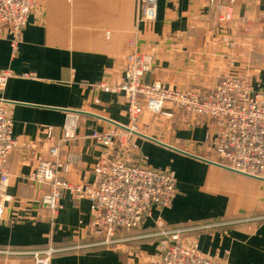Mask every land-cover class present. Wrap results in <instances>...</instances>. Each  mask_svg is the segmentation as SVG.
<instances>
[{"label":"crops","instance_id":"obj_1","mask_svg":"<svg viewBox=\"0 0 264 264\" xmlns=\"http://www.w3.org/2000/svg\"><path fill=\"white\" fill-rule=\"evenodd\" d=\"M215 1L157 0L154 19L142 21L144 0H38L17 50L9 30H0V72L11 74L0 101L7 102L18 141L6 185L0 176V264H36L33 252L48 248L57 250L50 264H137L159 259L173 242L162 233L173 230H183L181 240L196 241L212 259L264 264V180L215 162L209 122L195 126L181 114L140 117L150 138L132 134L136 148L119 155L172 172L177 194L119 244L99 245L90 236L88 199L66 191L53 214L42 202L48 186L31 178L39 159H50V148L59 145L63 176L73 184L93 180L108 148L92 133L131 125L123 95L103 87L122 80L131 55L150 59L148 83L212 89L237 76L264 92V0ZM219 4L231 8L232 21L220 23ZM71 115L81 117L77 139L62 143Z\"/></svg>","mask_w":264,"mask_h":264},{"label":"built area","instance_id":"obj_2","mask_svg":"<svg viewBox=\"0 0 264 264\" xmlns=\"http://www.w3.org/2000/svg\"><path fill=\"white\" fill-rule=\"evenodd\" d=\"M144 0L142 21L154 19L155 2ZM234 1V0H233ZM38 0H0V30L8 29L13 37L12 46L17 50L23 32ZM214 4L215 0H210ZM226 12L222 22L230 21ZM150 70V59L131 55L124 77L107 90L121 93L127 103L131 125L138 122L145 109L156 115H163L168 104L192 113L198 119L212 125L210 135L224 167L257 179L264 180V92L243 85L237 78L224 77L211 93L201 88L180 91L158 82L144 81ZM8 72H0V89L10 78ZM79 115H71L69 125L63 128L61 142L77 138L76 128ZM115 124L114 130L94 131L91 137L108 149L98 158L93 168L94 178L90 182L73 185L63 178L67 166L59 157V145L50 148V159H39L32 179L46 184L43 204L55 214L60 205L62 193L69 191L77 199L91 202L90 235L99 245H114L122 236L139 228L153 207H169L177 194V180L168 170L149 167L144 164H130L121 159L122 150L136 148L132 140L134 131L129 125ZM13 122L7 102L0 101V176L2 185L8 182L6 169L8 157L18 146L12 136ZM143 136V135H141ZM53 139V128H47L46 140ZM61 144V143H60ZM62 170V171H61ZM3 197H0V220L4 217ZM183 230L164 231L172 239L157 260L137 264H229L215 260L205 254L196 241L183 242ZM126 239V238H125ZM57 250L48 248L33 252L36 264H50Z\"/></svg>","mask_w":264,"mask_h":264},{"label":"rangeland","instance_id":"obj_3","mask_svg":"<svg viewBox=\"0 0 264 264\" xmlns=\"http://www.w3.org/2000/svg\"><path fill=\"white\" fill-rule=\"evenodd\" d=\"M218 11H219V21H220V23H226V22H222V17H223V15H224V13H226V12H230L231 13V19H230V21H232L233 20V18H234V15H233V11L231 10V8L230 7H226V6H224V5H222V4H219V6H218ZM149 20H151V19H149ZM227 22H229V21H227ZM135 55H140V56H143V54H135ZM150 64H151V61H150ZM151 66V65H150ZM230 78H237V79H239L240 81H241V83L243 84V85H248V86H251V87H253V89L254 90H256L255 88H254V86L251 84V83H249L248 81H245V80H243L242 78H240V77H237V76H230ZM224 78H222V79H220V81L216 84V86L214 87V88H212V89H205V88H201V87H194V88H201V90H202V92L203 93H211L216 87H217V85L223 80ZM159 83V82H158ZM194 88H188V89H179L180 91H185V90H189V89H194ZM257 93H258V90L256 91ZM263 92V91H262ZM166 110H165V113L163 114L164 116H166V117H168V118H174L176 115H178V114H181V115H183L186 119H188V121H190V122H193V123H196V122H198L195 126H199V125H201V124H203V121H205V120H201V119H198L197 118V116L196 115H194V114H192V113H185V111L181 108H177V107H174L173 105H171V104H168L166 107ZM145 112H148L149 113V115H151V116H153V117H156V116H161V115H156L155 113H153V112H151L150 110H148V109H145L144 110V112H143V114L145 113ZM142 114V115H143ZM141 115V116H142ZM139 121V120H138ZM187 125H189V123L187 122ZM211 127H212V125H211ZM128 130H131V131H134V132H136L137 134H139V135H143V137H147V138H150V137H148V135L146 134V131H145V129H142L141 127H140V123H135V124H132V125H129V127H128ZM103 131H105V130H103ZM211 131V130H210ZM212 133H213V129H212ZM212 133L210 134V135H212ZM77 139V138H76ZM75 139V140H76ZM74 141V140H73ZM70 142H72V141H70ZM208 144H209V147L211 148V149H209L208 151H210V154L211 155H213L214 157H215V162H217L219 165H221V162H222V159H221V157H220V155H219V152H218V148H219V146L218 145H214L213 144V141L211 140V138H210V136H209V139H208ZM62 163H64V161L62 162ZM222 167H224L223 165H221ZM226 168V167H225ZM156 169V168H155ZM228 169V168H227ZM231 170V169H230ZM233 171V170H232ZM63 178L64 179H66L64 176H63ZM67 180V179H66ZM71 183V182H70ZM71 184H73V183H71ZM81 184V183H80ZM73 185H77V184H73ZM48 190V189H47ZM46 193V192H45ZM44 193V194H45ZM62 195H63V193H62ZM44 196V195H43ZM43 199V198H42ZM130 233V232H129ZM127 233H125L124 235H126ZM90 236H92V235H90ZM46 250V249H45ZM52 259V258H51Z\"/></svg>","mask_w":264,"mask_h":264}]
</instances>
